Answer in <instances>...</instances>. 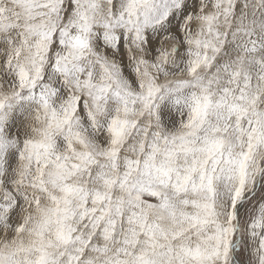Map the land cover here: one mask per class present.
I'll return each instance as SVG.
<instances>
[{"label": "snow or ice", "instance_id": "obj_1", "mask_svg": "<svg viewBox=\"0 0 264 264\" xmlns=\"http://www.w3.org/2000/svg\"><path fill=\"white\" fill-rule=\"evenodd\" d=\"M0 264H264V0H0Z\"/></svg>", "mask_w": 264, "mask_h": 264}]
</instances>
